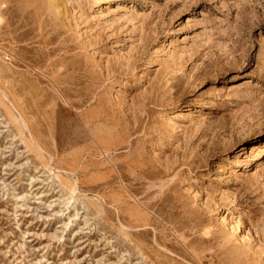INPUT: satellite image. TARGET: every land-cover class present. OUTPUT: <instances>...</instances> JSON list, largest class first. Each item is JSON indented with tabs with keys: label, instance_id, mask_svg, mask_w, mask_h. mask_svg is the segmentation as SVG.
<instances>
[{
	"label": "rangeland",
	"instance_id": "1",
	"mask_svg": "<svg viewBox=\"0 0 264 264\" xmlns=\"http://www.w3.org/2000/svg\"><path fill=\"white\" fill-rule=\"evenodd\" d=\"M0 18V264H264V0Z\"/></svg>",
	"mask_w": 264,
	"mask_h": 264
},
{
	"label": "bare ground",
	"instance_id": "2",
	"mask_svg": "<svg viewBox=\"0 0 264 264\" xmlns=\"http://www.w3.org/2000/svg\"><path fill=\"white\" fill-rule=\"evenodd\" d=\"M104 2V1H103ZM105 5V4H104ZM0 23H1V18H0ZM175 91V90H174ZM178 106V105H177Z\"/></svg>",
	"mask_w": 264,
	"mask_h": 264
}]
</instances>
